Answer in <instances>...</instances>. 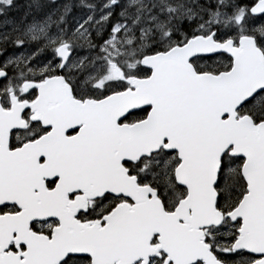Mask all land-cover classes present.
<instances>
[{"label": "snow or ice", "instance_id": "6c2138e0", "mask_svg": "<svg viewBox=\"0 0 264 264\" xmlns=\"http://www.w3.org/2000/svg\"><path fill=\"white\" fill-rule=\"evenodd\" d=\"M0 264H264V0H0Z\"/></svg>", "mask_w": 264, "mask_h": 264}]
</instances>
